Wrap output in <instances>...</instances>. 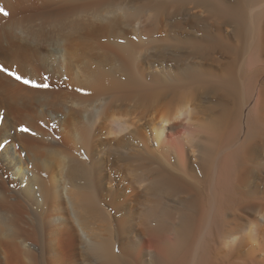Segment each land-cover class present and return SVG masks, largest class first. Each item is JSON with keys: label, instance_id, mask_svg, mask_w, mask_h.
I'll return each mask as SVG.
<instances>
[{"label": "bare ground", "instance_id": "obj_1", "mask_svg": "<svg viewBox=\"0 0 264 264\" xmlns=\"http://www.w3.org/2000/svg\"><path fill=\"white\" fill-rule=\"evenodd\" d=\"M0 7V264H264V0Z\"/></svg>", "mask_w": 264, "mask_h": 264}, {"label": "snow or ice", "instance_id": "obj_2", "mask_svg": "<svg viewBox=\"0 0 264 264\" xmlns=\"http://www.w3.org/2000/svg\"><path fill=\"white\" fill-rule=\"evenodd\" d=\"M0 13H2L5 16L8 15L7 11L3 7H0ZM0 72H5L9 76L15 77V79L18 81L22 80V82L26 85L31 84L34 87H42V88H48L49 87V85L46 83L38 84L34 80L23 79L20 74H18L17 72H14V71H10L8 67H5L3 65H0ZM45 79H47V77H45ZM22 131L26 132V131H28V129L24 128V129H22Z\"/></svg>", "mask_w": 264, "mask_h": 264}, {"label": "clouds", "instance_id": "obj_3", "mask_svg": "<svg viewBox=\"0 0 264 264\" xmlns=\"http://www.w3.org/2000/svg\"><path fill=\"white\" fill-rule=\"evenodd\" d=\"M240 237L238 235H232L230 237L225 238V243H232V244H237L239 242Z\"/></svg>", "mask_w": 264, "mask_h": 264}]
</instances>
